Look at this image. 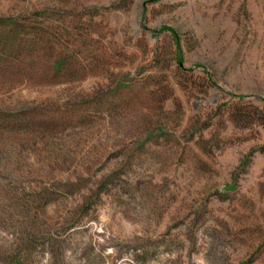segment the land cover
<instances>
[{
	"label": "rangeland",
	"instance_id": "rangeland-1",
	"mask_svg": "<svg viewBox=\"0 0 264 264\" xmlns=\"http://www.w3.org/2000/svg\"><path fill=\"white\" fill-rule=\"evenodd\" d=\"M0 264H264V0H0Z\"/></svg>",
	"mask_w": 264,
	"mask_h": 264
}]
</instances>
